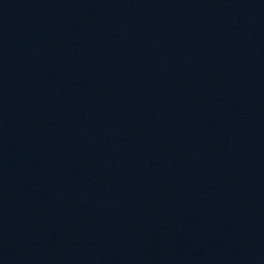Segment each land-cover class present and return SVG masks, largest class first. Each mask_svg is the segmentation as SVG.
<instances>
[{
    "label": "water",
    "instance_id": "1",
    "mask_svg": "<svg viewBox=\"0 0 264 264\" xmlns=\"http://www.w3.org/2000/svg\"><path fill=\"white\" fill-rule=\"evenodd\" d=\"M264 48V0H0V264H193Z\"/></svg>",
    "mask_w": 264,
    "mask_h": 264
}]
</instances>
